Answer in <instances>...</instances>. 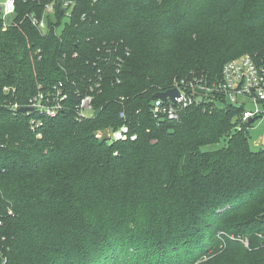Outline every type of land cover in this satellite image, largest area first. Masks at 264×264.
Instances as JSON below:
<instances>
[{"label":"trees","instance_id":"obj_1","mask_svg":"<svg viewBox=\"0 0 264 264\" xmlns=\"http://www.w3.org/2000/svg\"><path fill=\"white\" fill-rule=\"evenodd\" d=\"M46 2L59 27L60 0H15L5 28L0 10V264H264V148L250 122L234 129L242 106L150 113L175 80L211 85L226 61L264 59V0H76L60 34H42L26 15ZM58 82L56 116L10 108ZM88 92L95 115L81 120ZM121 112L137 138H97Z\"/></svg>","mask_w":264,"mask_h":264},{"label":"built area","instance_id":"obj_2","mask_svg":"<svg viewBox=\"0 0 264 264\" xmlns=\"http://www.w3.org/2000/svg\"><path fill=\"white\" fill-rule=\"evenodd\" d=\"M76 0H60L62 8H65V14L59 27H55L52 23H48L49 17H54L56 7L54 2H46L42 5L40 13L34 12L27 14L26 17L30 23L42 34H47L53 30L56 34H60V30L66 22L71 20L72 8ZM2 11V26L7 25L4 17L13 14L15 11V0H3L0 5ZM94 12V11H93ZM86 17L82 14V19ZM117 60L121 59L117 57ZM107 61V60H105ZM119 72V68L116 69ZM98 81L89 86V91L99 89L101 85V70L96 71ZM118 82V81H117ZM175 88L178 95L171 100L166 97L165 100L154 97L150 113L157 123L162 121H178L181 112L187 107L193 105H205L207 103H221L223 100L229 103H235L242 106L241 115L234 126V129L241 130L246 122H250L245 126L246 129L258 118L264 117V59L255 60L250 54H243L239 57L226 61L221 68L220 77L211 85H207L200 78L175 80L167 90ZM15 92L14 88L3 87V92ZM98 92V90H97ZM94 95L88 92L79 98L74 106V111L78 119H88L95 115L93 108ZM68 101V92L66 86L62 82L53 85L45 91L39 90L28 98L25 105L14 103L10 108L17 113V109L21 106L30 108L28 113H42L46 117H54L65 109V102ZM120 117L124 121L116 128H105L95 132L97 138H107L108 141L134 140L137 138L135 132L130 128V124L125 121V114L120 113ZM252 120V121H250ZM42 122L40 120L31 119L29 125L31 129H35ZM264 148V146H263ZM241 241L244 246H248V241L240 237H233Z\"/></svg>","mask_w":264,"mask_h":264},{"label":"rangeland","instance_id":"obj_3","mask_svg":"<svg viewBox=\"0 0 264 264\" xmlns=\"http://www.w3.org/2000/svg\"><path fill=\"white\" fill-rule=\"evenodd\" d=\"M3 0H0V5L2 4ZM15 14H9L4 17V22L6 25H10L13 22ZM248 133V141L251 149H258L259 147L264 146V117H260L256 119L252 124L251 127L247 128ZM225 144L223 140L219 141L218 143L206 145L202 147L204 150H215L222 147Z\"/></svg>","mask_w":264,"mask_h":264},{"label":"water","instance_id":"obj_4","mask_svg":"<svg viewBox=\"0 0 264 264\" xmlns=\"http://www.w3.org/2000/svg\"><path fill=\"white\" fill-rule=\"evenodd\" d=\"M176 95H178V91L175 88H171V89L163 91V92L155 93L154 97L159 98L161 100H165L166 97H169L171 100H173ZM28 110H30V108L23 107V106H21L17 109V111L19 113H25ZM250 121H252V120H250Z\"/></svg>","mask_w":264,"mask_h":264},{"label":"bare ground","instance_id":"obj_5","mask_svg":"<svg viewBox=\"0 0 264 264\" xmlns=\"http://www.w3.org/2000/svg\"><path fill=\"white\" fill-rule=\"evenodd\" d=\"M166 91V90H165ZM163 92V91H162Z\"/></svg>","mask_w":264,"mask_h":264}]
</instances>
